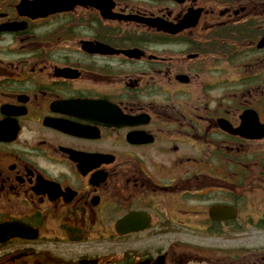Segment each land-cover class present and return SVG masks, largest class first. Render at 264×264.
Instances as JSON below:
<instances>
[{
	"label": "flooded vegetation",
	"instance_id": "1",
	"mask_svg": "<svg viewBox=\"0 0 264 264\" xmlns=\"http://www.w3.org/2000/svg\"><path fill=\"white\" fill-rule=\"evenodd\" d=\"M0 264H264V0H0Z\"/></svg>",
	"mask_w": 264,
	"mask_h": 264
},
{
	"label": "water",
	"instance_id": "2",
	"mask_svg": "<svg viewBox=\"0 0 264 264\" xmlns=\"http://www.w3.org/2000/svg\"><path fill=\"white\" fill-rule=\"evenodd\" d=\"M153 25L155 26V23H153ZM157 27H158L159 30H163V31H165V32L176 33V32H178V31H180L181 29H184V21L182 22V25H179V26H177L176 28H174L175 30H172L171 27H166V26L161 25V24H158ZM86 44H87V46L90 45V43H86ZM91 44H92V43H91Z\"/></svg>",
	"mask_w": 264,
	"mask_h": 264
}]
</instances>
